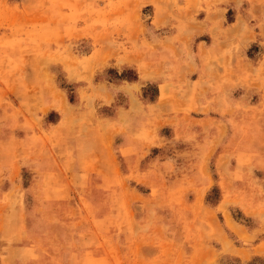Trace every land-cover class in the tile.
Returning a JSON list of instances; mask_svg holds the SVG:
<instances>
[{
    "label": "rangeland",
    "instance_id": "obj_1",
    "mask_svg": "<svg viewBox=\"0 0 264 264\" xmlns=\"http://www.w3.org/2000/svg\"><path fill=\"white\" fill-rule=\"evenodd\" d=\"M0 264H264V0H0Z\"/></svg>",
    "mask_w": 264,
    "mask_h": 264
},
{
    "label": "crops",
    "instance_id": "obj_2",
    "mask_svg": "<svg viewBox=\"0 0 264 264\" xmlns=\"http://www.w3.org/2000/svg\"><path fill=\"white\" fill-rule=\"evenodd\" d=\"M159 52H156L155 54H154V57H153V60L152 61H149L148 62V64H149V67H152V65H153V67L155 66V65H157V63H159ZM150 69H152L151 70V74L150 75H148L149 76V78H154V79H156L157 78V71H156V68L154 67V68H150ZM158 85L160 86L161 84H160V82L162 81V83H165L164 82V79H161V78H158ZM199 81H197V80H191V85L193 86V85H195L196 83H198Z\"/></svg>",
    "mask_w": 264,
    "mask_h": 264
},
{
    "label": "trees",
    "instance_id": "obj_3",
    "mask_svg": "<svg viewBox=\"0 0 264 264\" xmlns=\"http://www.w3.org/2000/svg\"><path fill=\"white\" fill-rule=\"evenodd\" d=\"M133 78V77H132ZM134 79V78H133ZM69 100L71 101L72 100V98L71 97H69Z\"/></svg>",
    "mask_w": 264,
    "mask_h": 264
}]
</instances>
